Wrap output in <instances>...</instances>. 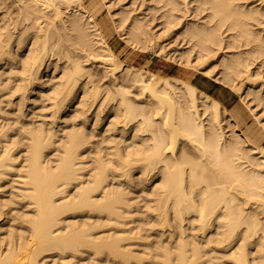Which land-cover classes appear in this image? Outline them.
I'll return each instance as SVG.
<instances>
[{
    "label": "bare ground",
    "instance_id": "bare-ground-1",
    "mask_svg": "<svg viewBox=\"0 0 264 264\" xmlns=\"http://www.w3.org/2000/svg\"><path fill=\"white\" fill-rule=\"evenodd\" d=\"M121 1L0 0V264H264V0H146L159 34ZM104 8L140 49L181 37L254 124L120 60Z\"/></svg>",
    "mask_w": 264,
    "mask_h": 264
},
{
    "label": "rangeland",
    "instance_id": "rangeland-1",
    "mask_svg": "<svg viewBox=\"0 0 264 264\" xmlns=\"http://www.w3.org/2000/svg\"><path fill=\"white\" fill-rule=\"evenodd\" d=\"M89 1L90 0H84L85 3H88ZM106 1H109L107 3H113V1H115V0H106ZM121 2L123 4V7L126 8L127 10H129V9L133 10V8L136 9V10H134L135 13H134V11L131 12V14L133 13L132 15H137L139 17H142V13H143V16L148 17V19L145 17L147 20L145 18H144V20H145V22L149 21L148 23L147 22L146 23L149 25V28L151 29V31L153 30V32H155L154 30H156L155 33L159 34V33H161L162 30H164V28L162 27L163 26L162 22H159L162 19L159 20L160 18H158V16H157V14L159 15V12L154 13V10L152 11V10L146 9L148 7V4H149L148 1H146V0H135V1L126 0V2H125V0H123ZM137 2H139V4L143 3L142 7H138L139 4L137 5ZM91 3L92 2H89L88 6H90ZM122 4H120V5H122ZM126 6H128L129 8H127ZM132 6H133V8H132ZM118 7H119V5H116L114 8L115 9L114 11H116V12L119 11L120 9ZM138 8H140V12H139V10L137 11ZM146 10H147V12H146ZM95 14H96V12H95ZM95 17H96L97 22L99 24H101L102 28L104 26H106L105 31L109 30L108 34H106L107 41L110 43V45L112 46L113 50L118 55L120 60L132 63L135 66L146 67V68H148L152 71L158 72L164 76L174 75V76H178V77H182V78H187L191 82L198 85V87H200L201 89H203L206 92H208L209 94L219 98L225 104L227 109L239 121L240 128L246 130L248 127V124L249 125L254 124L253 122H254L255 117L247 109V106H246V104L243 103L241 97L238 94H235L233 92L232 88H230L231 87L230 85L223 84V83L221 84V82L216 80L215 78L213 79L212 77H208L206 74L201 73L197 68H195V62L193 60L192 61L194 62V65H193L192 61H191V64H188V65L185 64V63H187L186 59L181 58L179 56L180 55L179 49H181V48L183 49L184 47H186V45H184V43H182L183 40L181 37L174 36V33L172 34V32L169 31L170 35H169V32L167 33L168 38H167V34H165L164 37L167 39H165L164 37H161V40H160V41H162V43H161L162 45H163V43H164V45L166 44L164 51H163V49L159 48V46L157 45L156 42H152L153 43L152 45H149L146 49L144 48L145 50H143L142 48L140 49V47H138V45H134L130 42L125 41L124 36H122V34H121V31H119L118 28L115 29V27L112 26V23H111V20L108 16L106 8H104L102 10V12L99 13L98 15L96 14ZM152 18H154L155 20ZM152 20L155 22V26L157 29L154 26V22H153V24H152V22H150ZM160 23L162 26L160 25ZM157 25H159V26L157 27ZM158 28H159V30H158ZM160 29H162V30L160 31ZM157 30H158V32H157ZM162 33H163V31H162ZM171 34L173 36H171ZM225 34H226V32L224 33V35ZM162 38H164V40ZM172 38H174V39H172ZM177 38H178V42H177ZM156 41L158 42V40H156ZM179 41H180L181 46L179 44ZM167 42H168V45H167ZM173 42H174V44H173ZM177 44H178V46H177ZM174 46H175V48H174ZM176 46L178 48H176ZM168 49H169V52H168ZM170 50L172 51V53L170 52ZM174 50L178 53H174L175 52ZM158 51H162V52H158ZM167 55L169 57L171 56V58L177 57V59L174 58L175 60L173 61V59L169 58ZM178 56L181 58V60ZM176 60H178V61L176 62ZM179 61H181V62L183 61V62L181 63ZM256 63L257 62H255V65H256ZM96 69H97V72L100 71L99 68L96 67ZM217 69H218V67H216L215 73H216ZM219 71H217L218 74L216 75V77L219 76ZM251 104H253V102L250 103V105ZM253 105H254V107L256 106L255 103ZM260 109H262V108H260L258 106V108H256L255 112L258 115L264 114L263 112L262 113L260 112L261 111ZM257 110H258V112H257ZM262 117L264 118V115H262ZM8 189H9L8 187L4 188L5 192L1 193L0 195L10 197V193H9L10 191ZM6 191H8V192H6ZM137 193L135 191L132 194H130V196H134V195L136 196L137 195L136 197L138 200V206H142V204H144L146 201L145 197L142 194V192H137ZM141 198H144V202H143V199L141 200ZM141 209H144V207H141Z\"/></svg>",
    "mask_w": 264,
    "mask_h": 264
}]
</instances>
